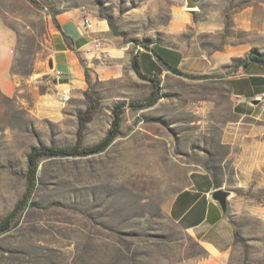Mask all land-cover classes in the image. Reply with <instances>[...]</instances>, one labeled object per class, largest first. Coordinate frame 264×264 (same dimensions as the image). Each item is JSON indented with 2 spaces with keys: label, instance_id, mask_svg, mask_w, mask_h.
<instances>
[{
  "label": "rangeland",
  "instance_id": "obj_1",
  "mask_svg": "<svg viewBox=\"0 0 264 264\" xmlns=\"http://www.w3.org/2000/svg\"><path fill=\"white\" fill-rule=\"evenodd\" d=\"M196 2L189 11L186 0H0L18 37L17 92L0 91V223L26 192L28 154L77 143L86 90L100 108L82 134L84 147L106 136L118 103L150 96L151 83L131 66L135 54L160 83L154 106L126 108L119 136L103 153L39 162L29 206L0 236V264H264V108L241 116L234 94L244 74L264 70L238 67L252 52L264 55V0ZM65 12L105 24L89 32V55L78 53L91 88L54 87L69 81L49 67L56 17ZM143 43L162 47L158 53L194 79L166 70ZM252 79L264 87L263 77ZM195 170L235 191L229 213L239 237L225 257L169 216Z\"/></svg>",
  "mask_w": 264,
  "mask_h": 264
},
{
  "label": "crops",
  "instance_id": "obj_2",
  "mask_svg": "<svg viewBox=\"0 0 264 264\" xmlns=\"http://www.w3.org/2000/svg\"><path fill=\"white\" fill-rule=\"evenodd\" d=\"M56 20L58 29L51 35L52 60L54 68L66 75L69 81L63 84L54 81V87L68 86L72 89L84 87L85 71L80 65L78 53L82 56L89 55L92 36L85 30L83 21L81 22L79 16L75 14L65 12L59 14ZM103 30H105L103 22L94 23L93 33H100ZM17 42L15 29L6 23L0 13V91L7 97H13L18 88V81L13 72ZM261 66L264 69V66ZM255 76L264 78V70L252 76L244 74L241 80L243 87L238 85L234 91L238 99L235 109L241 116H254L258 108L262 107L261 104L257 106L251 104V101L258 99L264 90V87L258 88V82L252 79ZM50 97L54 100V97ZM216 185L213 174L208 171L190 172L187 184L172 198L168 212L174 223L201 246L215 256L225 257L230 254L236 243V230L231 218L226 219L219 206L210 199L211 193L219 188H216Z\"/></svg>",
  "mask_w": 264,
  "mask_h": 264
},
{
  "label": "trees",
  "instance_id": "obj_3",
  "mask_svg": "<svg viewBox=\"0 0 264 264\" xmlns=\"http://www.w3.org/2000/svg\"><path fill=\"white\" fill-rule=\"evenodd\" d=\"M142 47L154 54L157 61L161 63L166 70L184 77L194 79V76L186 74L177 67V59L171 62L164 58L157 49L162 48L160 46H154L151 48L149 44L143 43ZM250 63H257L264 66V55L258 52H252L249 57L244 60L238 67L248 68ZM131 66L138 77L142 80L148 81L152 85V92L150 96L140 102H132L127 104L126 102L118 103L113 109V119L110 129L106 136L97 144L84 147L82 145V134L86 129V125L93 120L97 111L100 108V101L92 93L90 89L84 92L87 99L88 106L84 112L78 114V141L73 147L59 148L54 146H44L33 149L27 156L28 159V171H27V188L23 198L17 203L13 212L0 223V236L9 232L18 223V218L30 204L32 196L37 187V172L39 162L43 158H77V157H89L103 153L112 144V142L119 136L120 129L123 121V115L126 108H132L135 110H142L154 106L159 100L160 83L155 76H151L143 70L141 63V56L135 54L132 57ZM86 83L91 88V75L87 69H85ZM219 186L216 185V188ZM239 237L236 232V238Z\"/></svg>",
  "mask_w": 264,
  "mask_h": 264
},
{
  "label": "water",
  "instance_id": "obj_4",
  "mask_svg": "<svg viewBox=\"0 0 264 264\" xmlns=\"http://www.w3.org/2000/svg\"><path fill=\"white\" fill-rule=\"evenodd\" d=\"M184 9L189 11H196L198 9V3L196 2V0H186ZM49 67L52 70L54 69V64L52 59L49 60ZM251 104L257 106L260 104V102L258 99H254L251 101ZM234 195H235V191L225 188H218L214 190L210 195V199L219 206L223 216L229 220H230L229 202Z\"/></svg>",
  "mask_w": 264,
  "mask_h": 264
},
{
  "label": "built area",
  "instance_id": "obj_5",
  "mask_svg": "<svg viewBox=\"0 0 264 264\" xmlns=\"http://www.w3.org/2000/svg\"><path fill=\"white\" fill-rule=\"evenodd\" d=\"M83 26H84L85 30L88 32L93 31V29H94V23L87 16H84ZM69 92H70V90L68 88H65L62 90V92L60 93V97L63 101H67L69 99ZM258 100H259L261 106L264 108V90L261 93V95L258 97Z\"/></svg>",
  "mask_w": 264,
  "mask_h": 264
}]
</instances>
